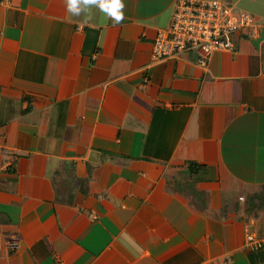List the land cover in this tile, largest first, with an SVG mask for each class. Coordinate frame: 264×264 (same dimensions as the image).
Here are the masks:
<instances>
[{
    "label": "crops",
    "instance_id": "0c3cea01",
    "mask_svg": "<svg viewBox=\"0 0 264 264\" xmlns=\"http://www.w3.org/2000/svg\"><path fill=\"white\" fill-rule=\"evenodd\" d=\"M176 1L0 0V264H264V0L205 67L153 60Z\"/></svg>",
    "mask_w": 264,
    "mask_h": 264
},
{
    "label": "built area",
    "instance_id": "2783aa9c",
    "mask_svg": "<svg viewBox=\"0 0 264 264\" xmlns=\"http://www.w3.org/2000/svg\"><path fill=\"white\" fill-rule=\"evenodd\" d=\"M239 32L249 40L261 36V28L251 15L238 13L218 0H177L171 25L156 34L153 60L196 52L199 65L205 67L213 53L233 50L231 39ZM246 241L253 252L264 247V241L252 234ZM8 247L15 251L18 244L11 241Z\"/></svg>",
    "mask_w": 264,
    "mask_h": 264
},
{
    "label": "clouds",
    "instance_id": "9594fccd",
    "mask_svg": "<svg viewBox=\"0 0 264 264\" xmlns=\"http://www.w3.org/2000/svg\"><path fill=\"white\" fill-rule=\"evenodd\" d=\"M66 7L73 16H79L81 13L89 14L91 8L95 7L115 23L123 19L121 0H66Z\"/></svg>",
    "mask_w": 264,
    "mask_h": 264
},
{
    "label": "trees",
    "instance_id": "16d2710c",
    "mask_svg": "<svg viewBox=\"0 0 264 264\" xmlns=\"http://www.w3.org/2000/svg\"><path fill=\"white\" fill-rule=\"evenodd\" d=\"M190 168H192V166ZM260 201H262V200H260ZM257 253H259L261 255V258L264 261V247L261 248L260 250H258Z\"/></svg>",
    "mask_w": 264,
    "mask_h": 264
}]
</instances>
